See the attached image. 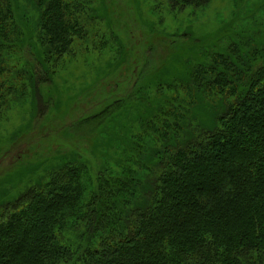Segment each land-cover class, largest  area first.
<instances>
[{
    "label": "trees",
    "instance_id": "trees-1",
    "mask_svg": "<svg viewBox=\"0 0 264 264\" xmlns=\"http://www.w3.org/2000/svg\"><path fill=\"white\" fill-rule=\"evenodd\" d=\"M34 1L38 19L28 35L37 39L38 57L36 48L23 54L18 4L0 0V118L12 94L34 95L44 112L41 90L74 41L86 35L87 17H95L90 0ZM161 1L195 11L211 0ZM177 35L158 40L185 46L190 34ZM255 43L247 53L235 42L236 56L200 52L185 63V80L155 84L159 93L184 82L193 104L195 91L218 90L224 106L211 129L186 130L185 100L178 106L160 99L133 131L138 143L125 139L112 161L92 171L77 156L63 157L1 206L0 264H264V44ZM224 86L230 89L221 91ZM123 101L79 125L100 126ZM166 126L158 137L148 133Z\"/></svg>",
    "mask_w": 264,
    "mask_h": 264
},
{
    "label": "rangeland",
    "instance_id": "rangeland-1",
    "mask_svg": "<svg viewBox=\"0 0 264 264\" xmlns=\"http://www.w3.org/2000/svg\"><path fill=\"white\" fill-rule=\"evenodd\" d=\"M90 1L95 17L85 20L86 35L74 41L70 54L63 57L55 76L41 90L47 105L44 112L37 110L32 94L25 99L13 98V94L7 98L10 103L0 118V207L38 183L63 157L77 156L92 171L104 161H112L121 153L115 154L116 147L122 151L127 145L125 139L129 138V145L138 143L131 136L140 131L141 121L154 114L152 107L155 111L160 99H170L178 106L185 100L189 110L182 121L191 127L186 130L211 129L224 106L225 96L219 99L218 90L195 91L199 98L193 104V90L184 88V82L159 93L155 84L160 79L185 80V63L195 62L200 52L218 50L236 56L235 42L247 53L254 51L255 42L264 44V0H211L203 10L195 11L170 8L161 0ZM15 3L23 54L31 55L36 48L38 57L37 39L28 35L38 19L36 2ZM174 31L176 36L190 34L185 46L173 45L175 48L158 40L159 35L170 37ZM250 36L255 41L248 42ZM227 89L224 86L221 91ZM156 96L160 98L153 102ZM124 98L127 101L118 109L111 107L112 113L100 126L95 122L79 125ZM167 128H153L148 133L158 137ZM147 135L144 131L142 138Z\"/></svg>",
    "mask_w": 264,
    "mask_h": 264
}]
</instances>
